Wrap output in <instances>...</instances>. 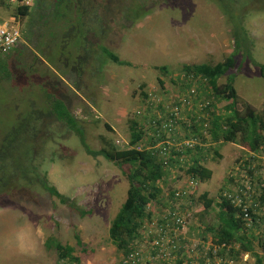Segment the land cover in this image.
Instances as JSON below:
<instances>
[{
  "label": "rangeland",
  "instance_id": "obj_1",
  "mask_svg": "<svg viewBox=\"0 0 264 264\" xmlns=\"http://www.w3.org/2000/svg\"><path fill=\"white\" fill-rule=\"evenodd\" d=\"M105 1L115 7L112 14L116 17L112 21L113 26L109 27L110 31L115 29V34L107 46L122 61L129 62L130 66L112 62L105 56L104 50L103 53L100 52L98 46L95 55L92 53L87 56L89 59L84 68L87 74H92L95 69V76L90 81L88 77L85 80V86L89 88L90 85L94 93L92 95L79 89L80 86L75 87L72 68L60 65V70L57 69L59 75H68V79L63 77L66 79L63 89L67 85L66 92L71 96L68 95L63 100L77 120L76 127L83 130L85 142L90 149L100 150L107 139L113 140L117 148H124V144L117 142H130L129 120L137 118L141 109V116L146 117V123L154 116L147 111L146 103L141 99L142 90L149 88L160 96V103L166 101L165 105L173 106L179 95L180 84L178 78L173 82L172 75L159 71L163 66L182 74L185 65H216L235 55L234 67L219 79V84H226L232 76L239 96V109L243 110V106L248 104L256 113H263L264 79L256 63L264 65V10L257 7L252 9L244 5V0H239L237 5L229 8L241 15L251 9L241 25L240 34L245 42L240 47V43L235 45V28L219 9L217 0ZM258 2L264 5V0ZM134 3L143 6H135ZM12 12H15L14 6L7 7L0 0V18L12 19ZM18 26L25 35L32 26L31 18L20 19ZM45 27L37 29V37L33 39L34 42L29 43L30 47L21 49L22 60L12 56V76L6 79L5 75H1L0 145L1 140L15 125L18 116L28 111L44 113L46 109V96L52 93L53 88L50 86L51 79L56 78L51 70H56L49 62L45 63V55L36 49L41 46L39 37L45 43L54 40L46 38ZM48 30L52 31L54 27L50 26ZM69 49L73 50L71 46ZM19 52L13 50V54ZM34 53L44 60L46 66H52L50 70V67L34 65L38 71L47 70V76L44 77L39 72L31 74L29 70L28 73L27 70L18 72L19 64L27 68L32 65ZM101 54V61H105L103 64L99 61ZM43 87L46 89L42 90ZM59 88L60 83L55 90L58 91ZM226 104L225 101L222 103ZM191 113L208 119L205 111L199 108L196 110L195 106L191 110L185 107L182 117L186 119L188 126L194 124L190 120ZM39 118V132L37 130L35 136L39 142L32 146L33 150L29 145H21L8 151L9 155L6 157L3 154L0 157V175L3 180L10 175L15 178L12 190H6L4 185L1 186L4 189H0V264H58L56 249L52 247L58 243L73 247V255L80 258V264H122L124 255L112 243L109 229L127 198L129 183L125 172L102 156H90L77 134L62 122L51 117ZM192 137V130L180 127L178 137L176 135L173 139L175 144H179ZM202 148L206 155L202 164L211 169L213 174L207 182L198 180L195 197L198 199L207 193L208 198L215 199L217 204L220 195L237 190L236 182L233 183L231 176L242 170L249 158L248 150L240 139L234 144L221 142L216 145L206 144ZM191 152L186 153L177 166L167 169L169 174L166 182L161 184V199H166L172 192L187 189V171L193 165L194 157H198ZM10 156L16 159L12 160ZM259 156L261 158L256 165L260 166V172L253 183L255 189L261 192L264 187V184L261 185L264 181V154ZM30 164L37 167L34 179L21 175V172H29ZM130 169L129 165L124 167L127 172ZM243 170L247 174V170ZM38 173L46 176L48 183L67 198L69 205L62 204L41 186L34 185ZM241 179L243 185L248 186L249 177L245 175ZM24 185L30 186L29 190L23 189ZM178 206L188 208L191 214L187 218V251L183 257L194 260L196 251H205L203 244L210 243L207 246L212 249L219 247L213 243L211 234H208L209 241H203L201 237L205 228L218 225V205L209 212L198 201H195L193 209L184 201H177L175 207ZM154 211H157L155 218L147 219L146 223L152 224L162 212L159 206ZM142 230L143 228L140 229L141 232ZM77 237L81 240L80 244ZM250 242L251 252L244 250L241 243H236L235 246L217 250V254L212 253L214 256L211 260L232 258L234 264H256L254 254L263 255L264 250L257 239H250ZM146 250L147 246L141 248V252L148 255ZM203 263L200 261V264ZM142 264H145L144 261ZM146 264L164 263L160 259L148 258Z\"/></svg>",
  "mask_w": 264,
  "mask_h": 264
},
{
  "label": "trees",
  "instance_id": "obj_2",
  "mask_svg": "<svg viewBox=\"0 0 264 264\" xmlns=\"http://www.w3.org/2000/svg\"><path fill=\"white\" fill-rule=\"evenodd\" d=\"M9 1L10 0H2V4L11 7ZM258 1L259 0H244V5L252 9L257 7L260 10H264V5H260ZM238 3L239 0H217L219 9L228 17L229 22L233 28H235V45L240 43L241 47L245 42V38L240 34L241 25L244 24L245 18L250 14L247 12L251 9L245 11L242 15L240 12L229 10L230 7H234ZM134 5L143 6L139 3H134ZM114 8L112 4H109V2L105 0H35V6L32 9L24 5L14 6L15 12H12V14L20 19L26 17L31 18L32 26L25 34L26 36L24 35L28 44H22L21 46L12 48L6 53L0 54H7L5 57H0V80L2 81V74L5 75L6 79L12 76V65H10L12 56H16L15 59L17 60H22L23 51H21V49L30 47L29 43L31 41L34 42L33 39L37 37V32L34 31H37L38 28L41 29L44 25L46 26L44 28L46 30V38H54V40L46 41L45 43L43 39L39 37V45L41 46L36 49L40 50L42 55H45V63L49 62V64L55 67L56 71H53L51 70L52 66H49L52 74H54L56 78L51 79V83L50 80L47 81L54 89L52 88V93H48L46 96L47 103L44 113L28 111L18 116L15 119V125L4 136L3 140H1L0 157L2 154L6 157L9 155L7 154L8 151H13L21 145H29L30 149H32V146H35L37 142H39L35 136L37 135V130L39 132L38 122L40 116L55 118L65 124L77 134L81 142L86 146V151L90 156L94 158L102 156L125 172L124 174L129 183L127 198L122 209L111 223L109 236L112 243L117 247L118 252H121L124 256L131 254L133 249L147 246L148 250L146 252L151 253L148 255L150 258V256H156L158 254L160 237L158 235L153 237L157 242L156 245L151 246V243L141 240L140 229L144 222L153 216L154 209H156L157 206L160 207V211H163V208L170 204V199H161V197H163V186H161V184L166 182L169 172L162 164L163 157L160 156V152L163 150L160 147V142L171 140L176 135L178 137L180 127L192 130L193 137L201 138L204 145H216L221 142L234 144L240 139L249 154V158L243 164L244 166L242 169L247 170V176L249 177L251 187L255 191L250 199L253 200L252 203L256 204L259 201H264V187H262L261 192H259L255 189V184L253 183V179H255V177L257 178L260 172V166L256 165L261 158L259 155L264 154V111L263 113H256L248 104L243 106V110L239 109V96L232 76L229 77L226 84H219V79L225 76L228 71L234 67L235 55H231L225 61L217 63L216 65H185L182 74L179 71L171 70L163 66L159 68V71L168 76L172 75L173 82H176L178 78L180 84L179 95L173 105L180 106L183 103H191L195 106L196 110L199 108L205 111L208 115V119L205 117H198L197 113H191L190 120L194 122L193 126H188L185 121L186 119L181 117L174 121L172 123L173 125L167 130H163L161 129L162 123L164 121L169 122L168 118L170 116L169 114L168 118H165L166 101L160 103V96H158L156 92L146 88V90H142L141 99L146 103L145 106H147V111L153 113L154 116L147 120V123L146 117L144 115V117H142L141 114L136 115L137 118L134 117L129 120L130 142H117V144H124V148H117L114 146L115 143L113 140L107 139L105 145L100 150L95 151L90 149L85 142L83 130L76 127L75 123L77 120L71 115L67 108L66 101L63 100L67 98L68 95L71 96L70 93L66 92L67 85L64 86L63 89V82H66V79L63 77H67L68 79V75H59L58 70L61 68L60 65L62 67H68L69 69L72 68L73 75H75L73 78L75 87L79 88L80 86L79 89L92 95L94 93L91 91L90 85L89 88L85 86V80L88 77L90 81L93 76H95V69L92 74H87L84 68H86L87 59H89L87 56L89 57L92 53L95 55L98 51V46H100V52L103 53L105 51V56L112 62L122 66H130L129 62L122 61L110 50L112 48L107 46L110 44L108 41L115 34V29L110 31V26H113L114 23L112 21L116 18L115 15L112 14ZM111 22L112 25H109ZM50 26H53L54 30H48ZM53 45L54 47H52ZM69 46H71L73 50H70ZM240 47H237V49ZM13 50L20 52L13 54ZM102 58L101 54L99 61H101ZM101 63L103 64L105 61H101ZM31 64L32 65L28 68L19 64L17 67L19 70L18 72L27 70L26 73H28L29 70L31 74H38L39 72L40 75L44 77L47 76V70L38 71L37 68L34 67L36 64L42 67H48L44 64V60L38 58V55L35 53L31 59ZM256 64L259 66L261 76L264 79V65L259 63ZM59 83L60 88L57 91L55 89ZM161 83L165 86L162 80ZM45 89L44 87L42 88V90ZM193 90L194 92L192 93ZM165 92L168 93L167 90ZM224 101L227 102L226 105H222ZM200 104H202L201 108L198 106ZM155 108L157 109L155 110ZM160 115L163 116L162 119H158ZM204 130L207 131L206 135H204ZM190 150L192 151L191 154L194 153L198 155V157H194L193 165L190 166L187 171L188 175L195 180L207 182L212 178L213 173L211 169L202 164V162L206 160V155L203 152L204 149L195 146V148H191ZM215 153L218 155L217 150ZM10 158L14 160L15 157L10 156ZM172 162L171 160V167ZM30 163H32V161ZM126 165L131 167L128 172L124 170ZM36 170L37 167H33V165L30 164L29 172H21V175L24 178L31 176V178L34 179ZM238 176L239 173L231 176V180L233 183L236 182L235 189H243V180L241 177L236 179ZM14 179V176L10 175L5 177L4 181L3 177L0 175V189L6 188V190H12L14 187ZM263 184L264 181H262L261 185ZM2 185H4V188H1ZM34 185L41 186L51 196L56 197L62 204L69 205L67 198L48 183L46 176L39 174L38 178L34 181ZM24 186L25 187H22L23 189L29 190L30 186ZM171 195L173 194L171 193ZM208 197V194L205 193L198 197L196 201L204 206L206 212H209L214 206L218 205V225L205 228V234L204 232L201 234L203 241H209L208 234H211L212 240L214 241L213 243L219 246H235L236 243H241L244 250L251 252L252 243L250 239H257L261 242L264 250L263 238L260 234L254 232L257 229L255 226L258 224L256 223L254 226V231L247 226V222L243 217L242 204L239 206L236 205L234 202L235 199L228 198L226 195H220L217 204L215 199ZM238 197L244 198L241 192L238 193ZM243 200L244 199H242V202ZM249 211L252 217L262 219L258 211L257 214L254 212V208H251ZM161 213L163 214V212ZM77 239L80 244V238L77 237ZM52 247L56 249L58 264H80V258L73 255V247L62 245L61 243ZM183 253V249L174 250L172 252V258L162 260L161 262L164 264L191 263V261L183 257ZM207 254L209 257L214 256L212 251H208ZM143 255L145 254H142V256ZM254 256L256 257V264H263L264 254L259 255L256 253Z\"/></svg>",
  "mask_w": 264,
  "mask_h": 264
},
{
  "label": "built area",
  "instance_id": "obj_3",
  "mask_svg": "<svg viewBox=\"0 0 264 264\" xmlns=\"http://www.w3.org/2000/svg\"><path fill=\"white\" fill-rule=\"evenodd\" d=\"M12 2H15L16 0H11ZM21 3L26 6H33V0H21ZM22 44H26V40L23 37V33L21 31L20 26H18V23L15 19L11 20H0V53H6L9 50H11L14 47L21 46ZM194 90L192 91V93ZM200 108L202 104L198 105ZM166 107V106H165ZM188 107L189 110L194 109V106L191 103H183L182 105H167L166 115L165 118H168V115L170 114L168 121H164L162 123L163 130H167L169 127H171L174 121L178 120L182 117V113L184 111V108ZM143 110L138 111V114H142ZM162 115H160V118L162 119ZM207 134V131L204 130V135ZM171 139V138H170ZM166 145V147H165ZM195 146L203 147L205 146L202 142L201 138L199 137H192L187 140H184L183 142L179 144L174 143V139L161 141L160 147L162 148V152H160V156H162V164L164 168H168L171 160H181L182 157L190 151V149L195 148ZM150 148V147H148ZM147 148V149H148ZM141 149V148H139ZM238 173V172H237ZM236 173V174H237ZM247 175L245 171L242 169L239 172V176L244 177ZM188 186L187 189L182 191H175L172 192L166 197V199H170L169 206L165 207L162 213L158 215L155 219V221L152 224L144 222L141 229L143 228L141 234V240L143 242L151 243V246L156 245V240L153 238L156 235L160 237V248L158 250V254L156 256H150L151 260L160 259L162 260H168L172 258V252L174 250L183 249L184 253L187 251V245H186V237H185V231L188 226V221L191 214L190 210L188 208H182L181 206L175 207V203L177 201H184L187 202V204L190 206L191 209L195 206V192L197 191L198 186V180H195L188 176L187 180ZM242 193L244 198L238 197V193ZM255 191L251 187V183L249 180L248 186L244 185L243 189L238 188L234 193H226L225 195L228 198L235 199L236 205H241L243 208V217L244 220L247 222V226L254 231V226L256 223L258 224L255 226L257 229L254 231L256 234H260V236L263 238L264 241V201H259L258 203L254 204L252 203V199H250L254 195ZM242 199L243 202H242ZM250 199V200H249ZM254 208V212L257 214V211L260 213V216L262 219H258L256 217H252L250 214V209ZM258 208V210H257ZM154 214L156 211L153 212ZM151 217V219H154L156 215ZM153 240L151 241V239ZM137 242V241H136ZM264 243V242H263ZM208 244H204L202 246L205 251L203 253L195 252V258L194 260H189L191 263L188 262V264H200V261H203V264H234V261L232 259H222L217 258L216 260H211L212 258L209 257L207 254L208 251H212L213 254H217V250L219 249H225V245H221L215 249H212ZM194 247H197V245H194ZM140 247L138 249H133L131 254H128L126 256L122 257V264H142V261L144 263H148V258L151 253L146 255L143 251L141 252ZM147 251V250H146ZM177 253V252H176ZM183 253V255H184ZM142 254H145L142 256Z\"/></svg>",
  "mask_w": 264,
  "mask_h": 264
},
{
  "label": "clouds",
  "instance_id": "obj_4",
  "mask_svg": "<svg viewBox=\"0 0 264 264\" xmlns=\"http://www.w3.org/2000/svg\"><path fill=\"white\" fill-rule=\"evenodd\" d=\"M9 4H11V6H20V5H23L22 3H21V0H16L15 2H12L11 0L9 1ZM24 6H26V5H24ZM35 6V0H33V6H28L30 9H32L33 7ZM13 18L12 19H15L16 20V22L18 23L19 22V20H20V18H17L15 15H11ZM0 20H6V19H3V18H0ZM9 20H11V19H9ZM8 20V21H9ZM22 31V30H21ZM23 37H24V35H23ZM25 38V37H24ZM25 40H26V38H25ZM26 44H28L27 43V40H26ZM1 54V53H0ZM200 147V146H199ZM204 147V146H203ZM173 162H172V167H171V162H170V164H169V166H168V168H173V166H177L178 164H179V161L180 160H172ZM174 161H175V163H174ZM168 168H165L166 170L168 169ZM196 201V200H195Z\"/></svg>",
  "mask_w": 264,
  "mask_h": 264
},
{
  "label": "flooded vegetation",
  "instance_id": "obj_5",
  "mask_svg": "<svg viewBox=\"0 0 264 264\" xmlns=\"http://www.w3.org/2000/svg\"><path fill=\"white\" fill-rule=\"evenodd\" d=\"M34 32H37V31H34Z\"/></svg>",
  "mask_w": 264,
  "mask_h": 264
}]
</instances>
